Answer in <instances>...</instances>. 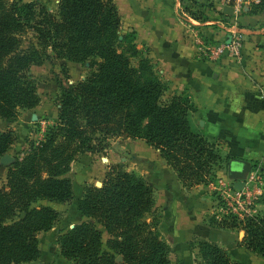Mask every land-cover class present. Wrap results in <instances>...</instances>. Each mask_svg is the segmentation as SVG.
I'll return each instance as SVG.
<instances>
[{
  "label": "trees",
  "instance_id": "obj_1",
  "mask_svg": "<svg viewBox=\"0 0 264 264\" xmlns=\"http://www.w3.org/2000/svg\"><path fill=\"white\" fill-rule=\"evenodd\" d=\"M260 3L256 11H264V0ZM207 8L225 16L217 3ZM121 28L114 0H58L55 12L43 0H0V118L11 120L18 109L40 104L32 68L41 70L53 57L71 63L100 59L84 80L68 86L59 82L55 126L8 169L0 188V264L40 258L38 234L54 226L59 204L75 198L65 174L92 141L105 148L120 137L143 139L160 151L187 188L206 182L220 158L216 144L192 126L190 116L197 110L192 99L182 94L163 102L167 88L150 62L141 59L136 67L119 51ZM29 31L36 41L25 47L22 36ZM138 53L134 47L131 55ZM12 141L10 132H0V159ZM259 201L264 203V197ZM77 203L87 221L61 236L66 259L77 264L171 263L168 244L154 222L144 219L155 205L153 187L144 177L111 166L102 186H87ZM220 222L219 229L243 230L247 248L264 257V216ZM199 253L205 264H242L213 240L201 242Z\"/></svg>",
  "mask_w": 264,
  "mask_h": 264
},
{
  "label": "crops",
  "instance_id": "obj_2",
  "mask_svg": "<svg viewBox=\"0 0 264 264\" xmlns=\"http://www.w3.org/2000/svg\"><path fill=\"white\" fill-rule=\"evenodd\" d=\"M177 1H125L130 25L137 27L142 40L158 54L160 75L169 85L163 98L181 95L185 91L197 107L190 116L193 128L220 146L229 157L228 161L242 160L249 162L250 166L261 161L264 165V11L244 16L242 28L251 34L243 38L245 45L242 58L223 57L211 61L195 52L193 36L181 21ZM146 13L149 21L143 24L141 18ZM209 22L204 21L203 24L208 25ZM206 29H209L208 38H220L219 31L209 26ZM32 115L29 114V117L32 118ZM137 141L147 145L146 152L150 155V159L146 158L147 169L142 176L159 190L158 205L162 203L166 210L173 213L169 230L177 237L193 232L204 223L205 211L208 212L211 199L199 194L203 188L201 185L192 189L184 187L159 150L143 139L120 137L112 140V148L116 153L107 158L109 164L119 162L118 152L122 149L132 150L134 155L139 154L134 144ZM82 173L85 175L82 183L84 189L94 179L91 178L92 170H84L78 175ZM105 176L103 173L100 176L102 181ZM155 182L159 184L156 186ZM235 182V179L232 180V183ZM194 190L204 201L206 209L202 210L198 197L192 196ZM82 192L84 190H81L80 197ZM257 207H264V203H258ZM205 228L204 238L228 250L233 260L242 264H264L262 255L247 248L243 230L219 229L218 225H205Z\"/></svg>",
  "mask_w": 264,
  "mask_h": 264
},
{
  "label": "rangeland",
  "instance_id": "obj_3",
  "mask_svg": "<svg viewBox=\"0 0 264 264\" xmlns=\"http://www.w3.org/2000/svg\"><path fill=\"white\" fill-rule=\"evenodd\" d=\"M39 1L41 0H24V2ZM43 1L48 4L51 12L57 10L58 0ZM125 1L127 0H114L122 19L118 49L120 52L125 51L128 56H130L132 64L136 67L141 59H147L168 90L169 85L167 84V81L162 79L159 72L158 54H155V52L152 51V47L142 40L137 27L130 25L128 21L129 13L125 9ZM177 2L181 21L190 30L192 36L199 39L202 44L204 43L205 45L223 42L227 34H236L238 40L245 44V40L243 39L244 36H250L251 33L247 29L245 30L242 28V25L244 26L243 22L245 21L244 16L259 13L260 11H256V9H258L256 5L262 4L260 3L261 1L259 2L260 4L253 3L238 15L225 14L224 16L213 10L208 11L207 7L210 6L211 3H214L212 0H179ZM210 14L215 17H209L206 19L205 17L208 15L210 16ZM147 16L148 13L145 14L144 18H141L143 24H146V22L149 21ZM213 19L216 20L214 21ZM204 21L210 22L207 23L208 25H204ZM208 26L213 30L219 31L218 34L220 38L217 40L208 38L207 33L209 32V29H206ZM22 38L25 47L30 45L31 42L36 41V38L31 31L24 33ZM134 47L139 50V53L136 56L131 55L134 51ZM195 52L200 54L201 57L204 56L206 59L210 60V58L202 52V49L196 50ZM53 58L54 59L49 60V63H45L41 70L35 68L31 69V74L39 85L38 92L41 97L40 104L33 109H18L16 116L11 120L0 118V132H10L13 137L11 148L6 153L13 157L12 160L9 163H4L0 159V188L6 185L8 169L13 162L16 159H22L29 155L34 148L35 142L38 143L45 139L48 132L55 126L54 116L58 109L59 98L62 93L59 82L61 81L62 84L68 86L79 80H84L96 69V63L100 60L99 58H91L85 63H71L65 59ZM182 94L187 93L184 91L181 95ZM172 98L173 96L162 98V100L163 102H168ZM29 114H37L38 119L34 121L29 117ZM134 144H136V149H138L139 154L134 155L132 150L129 151L122 149V151L118 152L119 162L117 161L115 164H109L107 158L114 156L116 153L113 151L112 141L110 146L100 148L99 142L95 140L91 142L89 150H86L81 156H79L78 160L70 163L69 170L65 176L72 180L75 198L59 204L58 210L60 215L54 226L50 230L38 234L39 247L41 249L40 258L36 261L23 264H77L72 260L66 259L61 254L59 240L63 233L72 228V226L87 221V218L78 210L77 202L78 199L81 198V190H85L86 188L85 186L83 189L84 184H82L84 182L83 177H85L84 173L80 175L78 174L84 172V170H92L91 178L94 180L91 181L90 185L96 186L103 182V179L100 177L102 173L106 174L110 167L114 165H121L124 170L142 176L147 169L146 158L150 159V155L146 152L147 145L141 143V141H137ZM148 150L153 153L151 149ZM215 150L220 158L213 163L212 172L207 176L206 182L199 184L203 186L202 192L199 194L203 197H210L211 199L209 207L207 208L208 212L205 211L206 217L204 223L200 224V227L195 228L193 232L190 231L186 235L184 234L181 237H177L169 230V225L173 221V213L166 210L162 203L161 205H158L157 196L160 193L157 188L155 189L154 186H152L154 190L155 205L154 208L145 215L144 219L154 222L156 230L168 244L170 264H205L199 253L200 243L206 240L204 238L206 229L205 225H220L221 222L216 218V210L213 208L217 206L216 203L219 201L223 202L222 196L220 195V188L222 189L223 186H232V180H234L230 177L229 173V161L227 160L229 157L223 153V149L220 146H216ZM257 167L262 170L264 175V165L261 161H256L252 164L251 169ZM158 184V182H155L156 186ZM192 196L198 197L197 200L202 204V210L206 209L204 201L199 198L197 191L194 190ZM261 199L262 198L259 200ZM259 200L258 203L260 202ZM255 215L264 216V207H257ZM99 227L101 226L99 225ZM103 236L104 241L109 237L105 231ZM191 236L192 238L190 239Z\"/></svg>",
  "mask_w": 264,
  "mask_h": 264
},
{
  "label": "built area",
  "instance_id": "obj_4",
  "mask_svg": "<svg viewBox=\"0 0 264 264\" xmlns=\"http://www.w3.org/2000/svg\"><path fill=\"white\" fill-rule=\"evenodd\" d=\"M220 6L222 11L224 6H231L233 14L238 15L244 9L253 3H259L261 0H212ZM229 33V32H227ZM231 35V41H227V36ZM223 42H216L205 45L199 39L193 36L192 41L195 50L202 49V52L216 61L228 54L231 58H242V47L244 42H240L236 34H227ZM212 43V42H211ZM245 185L239 190L232 186H223L220 188V195L223 202H218L214 210H216V218L220 221L225 218L235 217L237 220H244L247 217L256 214L258 200L264 197V175L262 170L257 167L251 169L243 179Z\"/></svg>",
  "mask_w": 264,
  "mask_h": 264
},
{
  "label": "water",
  "instance_id": "obj_5",
  "mask_svg": "<svg viewBox=\"0 0 264 264\" xmlns=\"http://www.w3.org/2000/svg\"><path fill=\"white\" fill-rule=\"evenodd\" d=\"M222 12L225 14H233V8L231 6H224ZM232 36H227V41H231ZM32 119L36 121L38 119L37 114L32 115ZM12 156L9 154H5L1 157L2 162L9 163L12 160ZM251 170V166L249 162L242 161V160H231L229 161V173L230 177L235 179L236 182L234 184L235 188L241 190L245 183L243 179L246 177V174ZM103 183L99 184L98 186H102ZM122 259V257H119Z\"/></svg>",
  "mask_w": 264,
  "mask_h": 264
}]
</instances>
